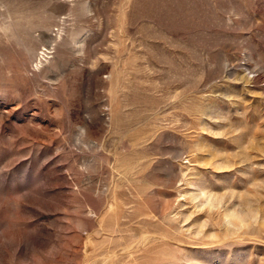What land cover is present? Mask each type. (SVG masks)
<instances>
[{
    "label": "rangeland",
    "instance_id": "rangeland-1",
    "mask_svg": "<svg viewBox=\"0 0 264 264\" xmlns=\"http://www.w3.org/2000/svg\"><path fill=\"white\" fill-rule=\"evenodd\" d=\"M0 264H264V0H0Z\"/></svg>",
    "mask_w": 264,
    "mask_h": 264
}]
</instances>
